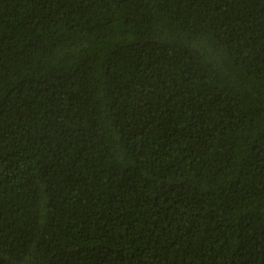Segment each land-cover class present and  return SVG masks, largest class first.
<instances>
[{
	"label": "trees",
	"instance_id": "16d2710c",
	"mask_svg": "<svg viewBox=\"0 0 264 264\" xmlns=\"http://www.w3.org/2000/svg\"><path fill=\"white\" fill-rule=\"evenodd\" d=\"M0 264H264V0H0Z\"/></svg>",
	"mask_w": 264,
	"mask_h": 264
}]
</instances>
